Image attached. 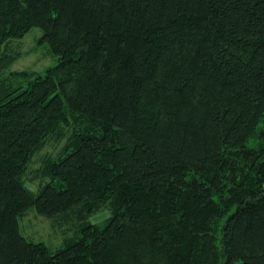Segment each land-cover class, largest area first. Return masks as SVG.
<instances>
[{"label":"trees","instance_id":"1","mask_svg":"<svg viewBox=\"0 0 264 264\" xmlns=\"http://www.w3.org/2000/svg\"><path fill=\"white\" fill-rule=\"evenodd\" d=\"M35 27L56 65L5 76ZM0 264H264V0H0Z\"/></svg>","mask_w":264,"mask_h":264},{"label":"rangeland","instance_id":"2","mask_svg":"<svg viewBox=\"0 0 264 264\" xmlns=\"http://www.w3.org/2000/svg\"><path fill=\"white\" fill-rule=\"evenodd\" d=\"M43 30L39 27L31 29L26 36L20 40L12 41L9 48L13 49L19 57L7 68L5 76L13 71H27L31 73L44 72L56 65L57 57L50 51L47 44L40 43L39 39ZM25 82L26 80L23 79ZM68 130V129H67ZM69 133V132H68ZM67 136L60 144L48 145L34 157L31 165L32 174L40 167V160L47 154L60 158L63 146L67 144ZM31 175V174H30ZM40 180L28 183L27 186L37 191ZM112 212L108 208L96 211L89 217V222L103 224ZM20 228L24 235L36 242H44L52 252L64 248L69 241L81 236L83 227L79 220H71L61 225L54 224L52 220L40 215L35 210H30L20 217Z\"/></svg>","mask_w":264,"mask_h":264}]
</instances>
